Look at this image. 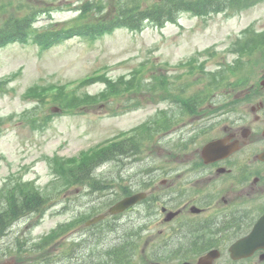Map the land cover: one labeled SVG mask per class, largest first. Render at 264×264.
<instances>
[{"label": "rangeland", "instance_id": "rangeland-1", "mask_svg": "<svg viewBox=\"0 0 264 264\" xmlns=\"http://www.w3.org/2000/svg\"><path fill=\"white\" fill-rule=\"evenodd\" d=\"M92 1L0 0V24L25 14L32 31L90 25L96 18L111 23L121 2L128 0H100V11H83ZM162 1L139 4L145 8ZM214 5L206 13L182 11L163 26L149 21L140 30L113 26L93 38L72 35L47 48L36 44L30 31L24 40L0 47V210L6 209L7 200L19 206L39 199L37 210L19 222V239L34 244L46 238L42 249H65L74 232V245L84 244L91 264H103L107 253L101 260L99 251L116 243L112 234H92L84 242L82 237L91 235L79 236L84 216L102 200L117 199V178L138 162H100L93 175L107 183L92 190L86 181L68 179L66 172L125 136H133V147L126 149L137 152L144 164L153 160L163 165L160 149L168 148L159 141L165 133H152L166 112L179 113V100L238 106L249 88L259 86L264 78V0ZM146 257L147 249H138L133 260L142 264ZM226 260L224 252L219 262ZM76 264L84 263L81 259Z\"/></svg>", "mask_w": 264, "mask_h": 264}, {"label": "flooded vegetation", "instance_id": "flooded-vegetation-1", "mask_svg": "<svg viewBox=\"0 0 264 264\" xmlns=\"http://www.w3.org/2000/svg\"><path fill=\"white\" fill-rule=\"evenodd\" d=\"M247 94L238 107L217 101L182 104L191 109L179 119L182 127L174 138L168 131L159 141L169 146L181 142L160 149L159 160L165 163L152 160L121 172L117 200L136 192L145 197L114 215L119 250L147 249L142 264H178L155 260L154 254L163 256L166 249L174 254L219 249L222 254L252 231L264 214V87H251ZM213 140H219L217 148L205 158L203 146ZM7 215L0 213V264H76L81 259L90 264L84 249H74V232L67 249H42V239L31 244L17 234L19 222L32 213L11 222ZM254 249L238 259L227 251V260L219 262L220 254L214 264H264V247ZM77 251L83 254L76 256Z\"/></svg>", "mask_w": 264, "mask_h": 264}, {"label": "trees", "instance_id": "trees-1", "mask_svg": "<svg viewBox=\"0 0 264 264\" xmlns=\"http://www.w3.org/2000/svg\"><path fill=\"white\" fill-rule=\"evenodd\" d=\"M100 0H94L83 6L82 10L100 11ZM211 8H217L213 5V0H163L160 4H153L141 8L139 0H128L121 2L118 7V14L111 23L102 22L101 18H96L90 25H74L65 28H45L42 31H32L30 29L31 20L28 15H11L0 24V46L15 40H24L31 31L32 39L41 47H48L74 34L87 35L91 38L100 35L113 26H129L131 29L140 30L145 21L156 25H163L166 21H175L182 10H188L195 13H206ZM123 17V20L121 19ZM120 151L116 143H112L106 148L96 150L89 157L83 158L79 164H75L66 172L68 179L73 181L99 182L102 181L93 175V170L100 162L109 159H116ZM106 181V180H104ZM33 196V195H32ZM34 197L33 199H35ZM21 211L30 208L28 202H23L20 206ZM19 213V212H18Z\"/></svg>", "mask_w": 264, "mask_h": 264}, {"label": "water", "instance_id": "water-1", "mask_svg": "<svg viewBox=\"0 0 264 264\" xmlns=\"http://www.w3.org/2000/svg\"><path fill=\"white\" fill-rule=\"evenodd\" d=\"M206 147V149H210L211 145L208 144ZM138 196L139 195H132L116 202L109 208V212L115 213L117 211L122 210L126 206L135 202ZM102 217L103 215L96 216L88 222L92 223ZM259 240H261V242L264 241V215L259 218V220L256 222L253 231L249 236L238 240L236 243H234L233 246L230 247L229 251L231 252V256L233 258H238L249 255L254 250L252 249V244L257 243L259 245V242H255ZM218 255L219 251L217 249H212L207 252L204 256L200 257L195 263L190 261H184L181 264H212V260L215 259Z\"/></svg>", "mask_w": 264, "mask_h": 264}]
</instances>
